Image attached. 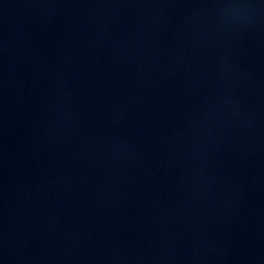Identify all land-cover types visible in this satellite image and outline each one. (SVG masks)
<instances>
[{
	"label": "water",
	"instance_id": "obj_1",
	"mask_svg": "<svg viewBox=\"0 0 264 264\" xmlns=\"http://www.w3.org/2000/svg\"><path fill=\"white\" fill-rule=\"evenodd\" d=\"M0 264H264V0H0Z\"/></svg>",
	"mask_w": 264,
	"mask_h": 264
}]
</instances>
